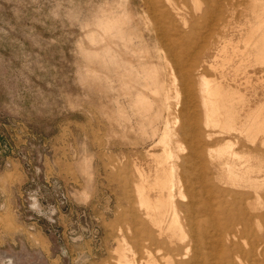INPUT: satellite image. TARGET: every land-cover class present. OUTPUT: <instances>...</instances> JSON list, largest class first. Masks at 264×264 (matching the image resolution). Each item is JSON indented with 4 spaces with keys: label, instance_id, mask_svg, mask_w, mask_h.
<instances>
[{
    "label": "rangeland",
    "instance_id": "1",
    "mask_svg": "<svg viewBox=\"0 0 264 264\" xmlns=\"http://www.w3.org/2000/svg\"><path fill=\"white\" fill-rule=\"evenodd\" d=\"M164 2L0 0V264H152L155 257L156 264H166V251L146 238L148 227H155L146 221L135 183L139 169L155 174L153 159L163 153L164 136L170 140L165 146H172L169 162L177 156L172 162L191 160L192 176L201 171L180 135L190 115L183 72L199 54L206 78L246 94V109L264 106V63L252 54L237 70L216 59L222 36L241 44L249 23H256L252 12L263 9L252 0H239L234 9L219 0L223 13L209 19L201 17L205 3L195 13V0H176L187 23L163 17ZM223 23L229 27L221 34ZM167 27L171 33L196 27L197 36L184 40L198 48L183 53ZM194 105L192 113L202 120L198 92ZM212 128L207 130L215 132L218 148L227 139L244 145L236 161L263 137L252 144L237 131ZM206 159L203 172L211 175L216 159ZM227 179L224 174L214 181L234 192L242 188Z\"/></svg>",
    "mask_w": 264,
    "mask_h": 264
},
{
    "label": "bare ground",
    "instance_id": "2",
    "mask_svg": "<svg viewBox=\"0 0 264 264\" xmlns=\"http://www.w3.org/2000/svg\"><path fill=\"white\" fill-rule=\"evenodd\" d=\"M195 1V13L201 9V4L205 3L206 5L203 10V15H201L202 18H212L215 12H217L218 16L223 13V5L219 0ZM225 1L226 6H230L231 9H234L235 6L237 7V5L240 4L239 0ZM252 1L254 7L260 6L263 11L252 12L256 23H249L246 36H242L243 43L240 44V39L235 42L231 37L228 39L227 37H221L223 39L222 47L220 49L218 48L216 59L221 58L220 63L222 66L228 64L230 65L229 67H235L237 65L235 69L238 70V67L250 60L252 54L255 55L253 57L255 62L264 63V0ZM177 2L176 0H165L164 5L166 6L162 8L163 17L165 15L167 19H170L169 21L175 19L177 23L176 16L177 18L180 16L184 18L185 20H183L187 23L183 15L184 11L181 13L180 9L177 8L179 4ZM199 3L200 5L198 6ZM231 17H233L232 14L230 15V20ZM183 20L181 19V23ZM216 24L218 25V23ZM176 25L177 27L180 26L178 24ZM223 26L224 28H222L221 34H224L223 31L225 28L229 27V24H224ZM178 30L179 28H175L174 31L177 32L171 33L173 30H170V32L168 31V27L166 29V32L168 31L170 34L174 35L173 38H175V36L177 37L173 40L174 43L178 41L176 43V48L184 53L190 52L193 48L197 47L194 44H185L187 38L197 36L196 27L188 31H182L180 29L182 32H179ZM209 33H211V31ZM253 34H257V36L255 37ZM218 39L220 40V38ZM173 48L174 47H170L171 51ZM205 49L206 44L200 47L198 53H201ZM252 49L256 52H253ZM170 53L172 52H167V54ZM198 55L199 54H197V57L195 55L193 61L190 62V69L183 72V77H185L187 82L184 83V88L182 89L185 90L189 104L187 106V112H189L190 115H188L186 122L184 123L183 121L181 124L180 135L182 138L189 141V159L195 160L196 158L195 161L199 162V169L201 171L198 175L195 174L196 176L191 175V160L172 162L173 159L176 161V156L172 159V163L168 161V150L172 146H167V150L165 145H168L166 142H170L169 133L172 130L167 133L169 135V141L166 140L167 138H165V136L159 140L161 144L163 143V145H165L163 146L164 148H162L163 153L156 155L153 159L155 160L153 163H156H151L154 166L156 164V168L153 166L154 169H156L154 172L155 174L150 178V176H148L149 174L146 175L145 172L139 169L137 175L138 179L135 183V190L139 197V203L146 209L145 215L147 220H145L155 227V229L148 227L149 231L147 234L145 233L147 235L146 238L153 242L158 252L162 249L166 251H164L167 257L166 264H264V149L262 148L264 145V115H262L264 106L262 105L263 103H259L258 105L256 104L255 107H250L248 105L245 109V104H243L245 99L243 96L246 94L243 95L239 89H235L236 87L228 88L224 86L226 83H222V80H212L211 77V80H208L203 73L205 69L204 64L198 62ZM181 63L179 64L181 65ZM209 66L214 67L215 65L214 63H210ZM223 73L222 75L224 76ZM221 77L222 76H220V78ZM242 81L244 82L245 80ZM247 82L250 83V81ZM246 83L242 85H246ZM239 84L238 86H241V82ZM196 92L199 94L203 108L202 120H198L196 112L192 113V104L194 105L196 100ZM244 110L245 112L243 113ZM164 127L167 128L168 125ZM206 127H220V130H222L221 132H227L228 135L231 131H237L240 135H244L251 140L252 144L256 142L259 135L263 137L259 141L260 144L258 143V145H255L253 148L247 147V151H249L252 156L248 153L249 156L245 154L247 156H244V159L236 161L235 159H238L242 152L244 154V145L238 139L225 140V138H222L219 139V141L225 140V144L218 148V139L214 137L215 132L208 131ZM203 128L207 131L205 132ZM167 134L165 133V135ZM218 134H220V131ZM245 140L246 142L248 141L247 139ZM236 143L240 145L239 147L241 150L233 148L236 146ZM174 144L177 145L178 143L175 142ZM216 144L218 149L214 148ZM219 145L222 144L220 143ZM207 154H209L211 160L213 158L216 159V161L213 160L215 161L214 163L217 171L214 173V171H212L213 169L210 168L214 175H212V172L211 175L203 172ZM222 155L224 156L220 157ZM253 157L255 161H253ZM148 172L151 171L149 170ZM224 174H227V178L231 181H229L231 184L228 185H238L244 188V190L241 192L240 189L242 188L239 189L237 187L240 192H234L232 186L231 188H225L223 186V188L220 187V183H218L217 180L218 184L215 183L214 179L220 178ZM194 178H197L196 183H198V187L194 185ZM237 188L235 187V189ZM151 190L156 193V195L153 194L155 195L153 197L149 194ZM176 195L181 196V200L182 197H184L183 201L176 198ZM181 212H184L183 216H180ZM240 231L246 234L243 235L239 233ZM163 234L165 238L160 239L159 236ZM154 259H152V264H156L157 262L156 257Z\"/></svg>",
    "mask_w": 264,
    "mask_h": 264
}]
</instances>
